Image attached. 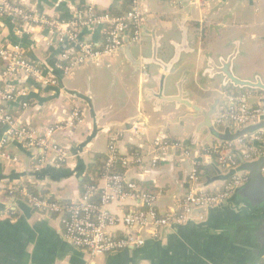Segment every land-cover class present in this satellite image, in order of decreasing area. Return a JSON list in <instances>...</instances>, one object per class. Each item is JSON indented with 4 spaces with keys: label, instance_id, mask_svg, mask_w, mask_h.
<instances>
[{
    "label": "crops",
    "instance_id": "0c3cea01",
    "mask_svg": "<svg viewBox=\"0 0 264 264\" xmlns=\"http://www.w3.org/2000/svg\"><path fill=\"white\" fill-rule=\"evenodd\" d=\"M10 1L36 14L64 19L81 6H91L98 12L113 11V15L129 8L123 0ZM141 11L148 20H155L160 26L158 36L167 31L161 43H166V39L179 43L182 36L187 41L188 53L180 56L179 64L169 76H164L155 66L135 68V72L136 64L131 67L124 54L118 52L103 57L108 61L89 60L64 77L56 73L54 86H43L22 77L4 84L6 88L14 86L25 91L26 108L20 106L22 100L19 98L8 103L7 108L34 136H43L47 129L67 120L76 108L82 112L83 121L76 129L64 128L53 136V141L70 156L64 164L55 163L54 154L50 152L47 163L36 168L34 149L15 141L7 144L6 154L10 160L0 159V264H259L264 258V177L251 166L252 163L243 162L242 147L237 142L234 152L241 160L239 170L247 180L228 200L196 214L183 225L165 228L158 240L147 239L140 248L116 254L91 257L64 240L55 216L38 213L23 200L6 194L12 186H23L51 200L75 201L85 185L88 168L99 164L98 159H105L110 138H116L121 155L139 152L148 160L155 155V149L148 147L152 140L145 138L146 132L154 135L155 140L163 134L170 141H180L189 148V140L214 102L219 103L216 110L227 104L224 93L247 94L251 96V103L263 102L264 95L257 92L221 88V79L214 78L210 82L205 75H199L205 68V57L226 58L233 51V42L238 41L240 54L234 61V74L247 80L258 76L251 71L254 70L252 63L242 59L250 56L243 50L245 45L253 43L264 48V0H142ZM146 27L151 29L150 25ZM18 28L9 18L0 17V44L19 45L24 56L44 73H50L61 50L74 49V46L56 45L55 39L42 28L22 31ZM251 29L257 31L249 32ZM78 39L94 45L103 43L102 33L96 28L81 29ZM141 45L149 56V39H144ZM171 50L165 60L171 57ZM112 62H119L118 67L112 68ZM180 77L184 80L183 92L190 103L200 109L199 113L159 100L157 106H153V100H145L142 89L146 87L157 93L156 80L159 83L160 78L166 83L164 96L175 95V88L170 84ZM195 89L201 92L200 101L192 97ZM180 112L190 117V133L184 134L183 139L165 128ZM133 123L142 124L143 129L133 130ZM211 123L213 128L200 129L196 149H190L192 155L187 161L176 151L168 156L169 150L159 155L160 160L154 168L147 163L142 167H118L116 171L122 170L121 174L141 190H153L151 193L158 195L156 208L160 213L173 209L177 200L189 190L205 193L221 190L225 176L215 169L205 149L225 142L220 136H225L226 129L215 126L212 117ZM2 132L0 128V140ZM236 132L231 131V135ZM192 161L204 164L202 177L196 185L188 180ZM99 184L105 183L100 181ZM131 208H136L131 200L109 205L114 214L125 213Z\"/></svg>",
    "mask_w": 264,
    "mask_h": 264
},
{
    "label": "built area",
    "instance_id": "2783aa9c",
    "mask_svg": "<svg viewBox=\"0 0 264 264\" xmlns=\"http://www.w3.org/2000/svg\"><path fill=\"white\" fill-rule=\"evenodd\" d=\"M141 5L142 0H131L129 8L121 15L98 12L87 6L73 9L68 19H62L36 14L9 0H0V17L9 18L14 24L19 21L18 31L32 27L42 28L55 39L56 45L66 48L74 46V49H63L59 52L48 74L35 62L28 60L19 45L0 44V128L3 130L0 159L10 160L6 154V146L10 141L36 151L33 157L36 168L47 163L50 152L54 154L53 161L57 164H64L70 159L68 151L56 144L53 136L64 128L76 129L83 121L82 112L76 108L67 120L47 129L43 136H34L7 108L8 103L15 102L18 98L22 100L20 106L26 108L28 105L25 91L15 89L14 86L6 88L4 84L22 76L43 86H54L57 84L56 73L64 77L89 60L97 61L116 54L123 46V37L127 33H130L131 41L139 39L143 14ZM83 28L99 29L103 43L94 45L80 41L78 32ZM250 101L251 96L247 94L231 93L226 96L227 104L217 109L212 117L215 126L230 131L263 125L247 135L248 144L237 139L206 147L205 153L210 158H215L219 173L229 177L224 187L213 193L189 190L177 200L173 209L165 213H160L156 208L157 194L141 190L135 182L116 171L118 167H142L147 163L154 168L160 160L159 155L169 150L190 159L192 153L182 142L170 141L163 134L154 142L155 155L148 160L139 152L121 155L116 138H110L102 175L97 182L85 183L75 201L51 200L23 186H12L7 189L6 194L10 198L23 200L38 213L55 216L62 228L64 240L73 247L86 251L91 257L140 248L147 239L158 240L165 228L187 223L196 215L193 214L195 211L218 207L246 182L247 178L239 170V164L233 155L235 142L242 147L241 153L245 162L255 163L264 159V103L253 104ZM141 125L133 123V130L143 129ZM12 161L16 162V159ZM191 163L188 180L196 185L199 182V162ZM260 172L264 177V165ZM100 181L105 184L101 186ZM129 200L133 201L136 208L122 214H114L109 210L110 204H121ZM259 264H264V258Z\"/></svg>",
    "mask_w": 264,
    "mask_h": 264
},
{
    "label": "water",
    "instance_id": "95a60500",
    "mask_svg": "<svg viewBox=\"0 0 264 264\" xmlns=\"http://www.w3.org/2000/svg\"><path fill=\"white\" fill-rule=\"evenodd\" d=\"M147 25L151 26L150 30H147ZM160 30V26H157L156 21L153 20L151 22L148 20L146 15L142 14V22L140 26V35L139 39L136 41L130 40V33H127L123 37V46L117 51L124 54L125 60L130 64L132 67V64H136V67L133 68V70L136 72L140 68H144L146 66H155L159 68L162 71V74L169 76L175 69L174 67L179 64L180 62V56L182 54H187L186 51L187 44L186 39L182 36L179 43L172 42L170 40L166 39V43H161V40L166 38L167 35L164 36V34H167V31H165L162 35H157V32ZM167 30V29H166ZM149 39V56L145 53L144 50H142V42L144 39ZM165 40V39H164ZM239 42H233V51L229 56L226 58L224 57H218L216 60L212 59L210 56L205 57V68L202 70L199 76H206L210 82L213 81L215 78L221 79V88H231L234 91H251V92H257L261 95H264V83L260 76H254L251 80L247 79H241L237 77L234 74L233 71V65L234 61L236 60L239 51ZM170 48L172 49V55L169 59L165 60V57L169 55ZM147 55V56H146ZM135 68L137 70H135ZM134 72V73H135ZM183 78L180 77L176 82H173L170 84V86H173L175 88V95L173 96H164V90L166 83H164V78H160L159 83L158 79L156 80L158 91L157 93L152 92L151 90H148L146 87H144L142 90L143 95H145V100L151 101L153 100V106H157V100L164 102V103H170L174 104L175 106H182L183 108L190 110L192 109L194 112H200V109L196 107L194 104L190 103V100L183 92L182 85H183ZM264 103V100L263 102ZM218 101H215L214 104L210 107V110L205 114L203 118V122L198 126L197 131L194 132L191 141L189 140L188 149L195 151L196 149V140L199 136V131L202 127L207 126L208 128H213V125H211V117L216 112V107L218 106ZM263 127V125H257V126H251L248 128H245L242 132L239 134H235L234 136L231 135L230 130H226L225 136H220V140L223 141H234L237 139H240V137L250 134L251 132L255 131L258 128ZM153 141L152 146L154 148V142ZM170 155L172 156L174 154V151H169ZM163 155V154H160ZM244 162V161H243ZM264 165V159H261L259 162L252 163L251 166L255 168L257 172H260L261 167ZM247 166V167H251ZM261 173V172H260ZM207 211L206 209H200L195 211L193 214L202 213Z\"/></svg>",
    "mask_w": 264,
    "mask_h": 264
},
{
    "label": "rangeland",
    "instance_id": "374dc122",
    "mask_svg": "<svg viewBox=\"0 0 264 264\" xmlns=\"http://www.w3.org/2000/svg\"><path fill=\"white\" fill-rule=\"evenodd\" d=\"M256 31L257 30H254V29L249 30V32H256ZM243 50L246 51L248 54H250V56L247 59L246 58L242 59V61L246 62L248 60L250 63H252L251 66L254 70H251V71H253V73L260 76V78L264 82V48L260 47L258 45H255L253 43H249L243 47ZM101 59H102V61L103 60L108 61V58L102 57ZM118 64H119V62L118 63L112 62V64H111L112 68H117ZM243 65L246 66L247 64H243ZM0 68H1V66H0ZM242 75H244V74L242 73ZM20 77H22V76H20ZM22 78H24V77H22ZM200 95H201V92L199 90L195 89L192 97L196 98V101H200L201 100ZM135 100H136V98H135ZM174 122H176V124L172 125V123H174ZM172 123H170V124L167 123L165 128L167 130H169L170 132H173V134H176L180 138L183 139L184 134L190 133V117L185 116L183 114V112L178 113L176 115V117L172 120ZM72 130H70V131H72ZM145 138H147L149 141L152 140L151 143H153V140H155L154 135L150 136L148 134V132H146ZM149 146H151V148H152V144L148 145V147ZM1 159H5V158H1ZM6 160H8V159H6ZM184 160L187 161L186 159H184Z\"/></svg>",
    "mask_w": 264,
    "mask_h": 264
},
{
    "label": "trees",
    "instance_id": "16d2710c",
    "mask_svg": "<svg viewBox=\"0 0 264 264\" xmlns=\"http://www.w3.org/2000/svg\"><path fill=\"white\" fill-rule=\"evenodd\" d=\"M10 1V0H9ZM124 1V5L125 6H127V7H129L130 6V4H131V0H123ZM11 2V1H10ZM81 8H83L82 6H81ZM113 11H110V12H108V13H110L111 15H113V14H115V13H112ZM122 14V13H121ZM121 14H118V15H121ZM69 18V17H68ZM68 18H66V19H68ZM62 19H64V18H62ZM19 21L17 22V25H19ZM220 128H223V127H220ZM245 129V128H244ZM244 129H241V130H235V131H237L236 132V134H239L240 132H242ZM240 139L242 140V142L243 143H245V144H248L249 143V141H248V137H247V135H245V136H242V137H240ZM168 140H170V138H168ZM173 140V139H172ZM262 151H264V147L262 146ZM202 153V152H201ZM233 155H234V157H235V159H236V161H237V163L238 164H240L241 162V160L239 159V157L236 155V153L233 151ZM105 160V159H104ZM104 160L102 161L101 159H98V162H99V164H93V165H91L89 168H88V170H87V172H86V176L84 177V181H83V183H94V182H97L98 181V179L100 178V176L102 175V172H103V165H104ZM243 160V159H242ZM212 161H213V166L215 167V169L217 168V164H216V162H215V158H212ZM244 161V160H243ZM245 162V161H244ZM203 166H204V164L201 162V163H199V166H198V169H199V178H201L202 177V175H201V170L203 169ZM210 167V166H209ZM209 169V168H208ZM121 171L122 170H120L119 169V172L121 173ZM215 172H216V170H215ZM229 179V177L228 176H225L224 177V180L225 181H227ZM140 184V183H139ZM143 185L142 186H144V184L145 183H142ZM140 186H141V184H140ZM144 189V191H146V192H153V190H151V189H145V188H143Z\"/></svg>",
    "mask_w": 264,
    "mask_h": 264
},
{
    "label": "flooded vegetation",
    "instance_id": "af4514ba",
    "mask_svg": "<svg viewBox=\"0 0 264 264\" xmlns=\"http://www.w3.org/2000/svg\"><path fill=\"white\" fill-rule=\"evenodd\" d=\"M229 94V92L224 93V96L226 97Z\"/></svg>",
    "mask_w": 264,
    "mask_h": 264
}]
</instances>
